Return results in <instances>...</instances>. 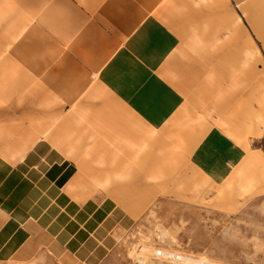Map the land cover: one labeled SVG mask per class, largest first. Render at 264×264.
I'll list each match as a JSON object with an SVG mask.
<instances>
[{"label": "crops", "instance_id": "crops-1", "mask_svg": "<svg viewBox=\"0 0 264 264\" xmlns=\"http://www.w3.org/2000/svg\"><path fill=\"white\" fill-rule=\"evenodd\" d=\"M159 1L27 0L24 16L28 25L7 52L13 75L12 100L19 102L20 116H60L71 103H78L102 119L110 116L105 112L110 107L107 102L112 101L127 112L134 111L141 124H135L138 128L132 138L123 128L97 142L92 124L89 132L94 147L99 144L104 155L112 152L107 161L101 157L106 163L99 161L111 170L103 176H86L84 165L89 164L81 155L83 147L77 140H68L63 132L60 136L44 132V136L32 137L24 149L0 150V263L29 261L44 250L68 264L100 262L114 245V229L131 220L125 208L134 210L127 203L124 208L120 186L114 189L115 197L92 194L109 188L117 179L130 180L131 192L142 184L134 164L141 159L139 154H144L141 152L150 142L149 135L154 134L151 139L156 137L157 141L161 135L155 134L157 129L163 130L175 116L180 126L187 124L183 113L197 104L192 102L195 95L189 98L188 93L195 84L208 83L212 61L229 77L218 86L237 87L244 84V72L255 68L252 60L258 51L254 47L264 56V24L259 23H264V0H188L189 6L195 7L192 21L207 25L208 44L215 49H208L201 62L188 59L186 63H179L186 51L179 34L148 14ZM244 19L250 23L252 50L243 47L240 20ZM184 66L193 76H179ZM237 95L232 94L230 101H236ZM97 121L95 125L102 123ZM213 127L209 132L221 138L225 132ZM206 133H201L195 144ZM211 134L193 153L192 165L203 170L208 179L214 170L219 174L218 182L226 179L225 167L221 160L213 162ZM159 165V160H153L147 171L154 172ZM174 169L183 173L182 178L188 174L179 165Z\"/></svg>", "mask_w": 264, "mask_h": 264}, {"label": "rangeland", "instance_id": "rangeland-1", "mask_svg": "<svg viewBox=\"0 0 264 264\" xmlns=\"http://www.w3.org/2000/svg\"><path fill=\"white\" fill-rule=\"evenodd\" d=\"M26 3L27 0H0V150L24 149L28 139L44 136V132L59 136L64 133L68 140H77L83 147L81 155L89 164L84 165L86 176L106 175L111 170L99 161L105 162L101 157L109 160L112 152L104 155L99 144L94 147L89 132L92 124L93 129L97 130L96 142L98 138L111 137L123 128L129 131V138H132V135H136L134 131L138 126L135 124L140 123V117L112 101L107 102L110 107L105 112L110 116L102 119L93 117V110L85 109L78 103H71L68 111L60 116H20L17 111L19 102L12 100L13 75L12 66L7 61L10 54L7 52L24 32L22 28L28 25L24 16L27 14ZM191 11H195V7L189 6L188 0H161L148 11L181 37L186 51L181 54L179 63H186L188 59L201 62L207 57L205 52L208 49H215V45L209 47L207 25L193 22ZM246 20H240L244 31L242 43L245 49L252 50L254 41L250 23ZM259 23L261 26L264 24L263 21ZM228 41L230 48L232 43ZM254 50L258 51L252 60L255 68L244 72V84L237 87L218 86L221 80H229V77L225 71L216 69L212 61L206 78L208 83L190 87L189 98L195 95L192 102L197 104L195 107L189 106L183 113L187 121L185 127L180 126L175 116L167 121L163 130L157 129L155 134H161L157 141L156 137L151 139L154 134L153 137L149 135L150 142L141 152L144 154H139L141 159L135 160L134 168L140 173L142 184L134 192H131L130 180L118 182L117 179L109 188L92 194L115 197L114 189L120 186L126 196L122 197L125 200L124 208L127 203L133 205L134 210L131 212L125 208L131 220L114 229L113 247L96 264H204L202 259L213 264H264V56L257 46ZM179 72V76L186 73L193 76L186 66ZM236 92L237 100L230 101ZM101 94L100 97L107 98ZM201 101L205 102L203 106ZM167 102H164L165 106ZM81 107L83 110H79ZM199 116L201 122H198ZM97 120L102 123L95 125L94 121ZM213 126L225 132L221 138H215L211 134L213 132H209L214 130ZM101 128L104 132L98 131ZM205 131L204 137L195 144ZM207 134H211L210 145L215 147L210 150L213 162H224L225 180L217 182L219 174L214 170L208 179L203 170L200 172L192 165V155L206 143L204 138ZM153 160L156 163L159 160L160 165L154 172L152 169L148 172ZM186 163L190 167H186ZM178 165L188 172L184 178L181 177L183 173L174 169ZM245 186L251 188L246 189ZM156 250L178 253L193 260L175 261L156 254ZM0 264L68 263L62 257L44 250L29 261Z\"/></svg>", "mask_w": 264, "mask_h": 264}, {"label": "bare ground", "instance_id": "bare-ground-1", "mask_svg": "<svg viewBox=\"0 0 264 264\" xmlns=\"http://www.w3.org/2000/svg\"><path fill=\"white\" fill-rule=\"evenodd\" d=\"M160 254V255H165V256H167V257H171V258H173V259H175V261L176 260H182V261H187V260H193V258H187V257H184L183 255H181V254H178V253H174V252H169V251H162V250H156V254ZM190 262V261H189ZM194 262V261H193ZM201 262H203L204 264H213V263H210L209 261H207V260H201ZM197 263H198V261H197Z\"/></svg>", "mask_w": 264, "mask_h": 264}]
</instances>
